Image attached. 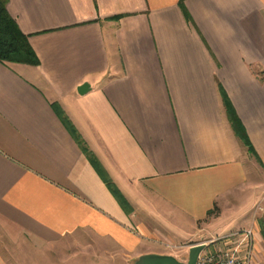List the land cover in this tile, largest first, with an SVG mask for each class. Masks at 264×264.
<instances>
[{"label":"crops","instance_id":"crops-1","mask_svg":"<svg viewBox=\"0 0 264 264\" xmlns=\"http://www.w3.org/2000/svg\"><path fill=\"white\" fill-rule=\"evenodd\" d=\"M7 8L40 63L0 62V264H129L164 254L153 242L176 243L170 229L219 239L224 218L248 205L228 210L251 172L223 93L264 170V0Z\"/></svg>","mask_w":264,"mask_h":264},{"label":"rangeland","instance_id":"rangeland-1","mask_svg":"<svg viewBox=\"0 0 264 264\" xmlns=\"http://www.w3.org/2000/svg\"><path fill=\"white\" fill-rule=\"evenodd\" d=\"M248 151V150H247ZM248 154L251 156L249 159L250 163V177H249V184L245 188L242 194V198L240 199L239 203L233 199V203L230 205V208L228 209L229 212L231 210H234L238 207H242L243 205L240 204V202L245 201L248 202V205L246 206L245 210L237 215H228L224 218L223 223L220 224V230L217 232H213L214 238H226L231 233H235L237 231H244V230H252L255 234L256 238V244H255V250H254V264H264V240L261 241L259 237H257V234L259 233V230L261 232L260 222L264 221V170L256 160V158L251 155L249 152ZM239 208V210L241 209ZM219 210V209H218ZM242 210V209H241ZM219 211L209 217V220H211L214 216L217 217L219 215ZM227 214H230L227 212ZM225 223V224H224ZM228 223V224H227ZM164 224V223H163ZM154 225L157 227V229H160L163 233L167 234L165 232V229L163 227H167L165 224L161 225L154 223ZM215 231V230H211ZM174 235L178 237V240L176 243H166L164 241L160 242H153L154 244L157 243L160 247H163L165 249H160L159 251L164 253L162 255H171L176 257L179 261L187 263L189 260V254L191 248L202 245V244H209L210 239L209 235L205 232H196V234L191 237L190 239L183 240L187 238L188 231L184 234H181L178 230H171ZM202 234V235H201ZM262 236V235H261ZM263 238V237H262ZM84 241H87L86 237H83ZM215 245L210 244L209 248L207 249V253H210L212 255L217 254V251H215ZM87 248H65L64 254L70 255L73 253H83L86 251ZM138 260V259H137ZM136 260V261H137ZM129 263V264H135V262Z\"/></svg>","mask_w":264,"mask_h":264},{"label":"trees","instance_id":"trees-1","mask_svg":"<svg viewBox=\"0 0 264 264\" xmlns=\"http://www.w3.org/2000/svg\"><path fill=\"white\" fill-rule=\"evenodd\" d=\"M8 1L9 0H0V62L4 64L12 63V64H24L31 66H38L39 59L31 47L29 43V39L26 35H24L19 29L15 20L10 16L8 12ZM181 7L184 10L186 17L191 21V17L187 13L184 8L183 2L181 3ZM224 105L227 110V115L229 122L236 134V136L240 139L243 145L247 148L248 152L253 155L259 164L262 165V162L253 148L250 139L247 135V132L239 120L234 108L231 105L229 98L223 93ZM66 126L69 128L70 132L73 134L74 138L81 145L86 155L91 160L92 164L97 169L100 176L105 181V184L109 187V189L113 192L122 208L131 213L132 207L129 202L125 199V197L118 191L117 187L111 180L108 173L101 167L97 158L86 148L85 143L81 136L78 134L75 127L68 121L65 115L57 109ZM219 210L215 207V209L209 212L208 217H211ZM261 227V235L264 240V221L260 222Z\"/></svg>","mask_w":264,"mask_h":264},{"label":"built area","instance_id":"built-area-1","mask_svg":"<svg viewBox=\"0 0 264 264\" xmlns=\"http://www.w3.org/2000/svg\"><path fill=\"white\" fill-rule=\"evenodd\" d=\"M215 245L217 254L207 253ZM256 238L252 230L238 231L226 238L214 239L207 245L197 264H254Z\"/></svg>","mask_w":264,"mask_h":264},{"label":"water","instance_id":"water-1","mask_svg":"<svg viewBox=\"0 0 264 264\" xmlns=\"http://www.w3.org/2000/svg\"><path fill=\"white\" fill-rule=\"evenodd\" d=\"M206 247V244H202L191 248L187 263L181 262L171 255L145 254L140 256L135 264H197L200 255L205 251Z\"/></svg>","mask_w":264,"mask_h":264}]
</instances>
